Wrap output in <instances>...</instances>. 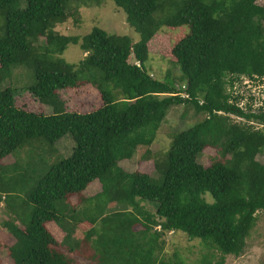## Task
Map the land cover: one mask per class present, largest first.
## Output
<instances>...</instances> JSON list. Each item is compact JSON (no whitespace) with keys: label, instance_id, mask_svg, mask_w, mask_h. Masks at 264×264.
Returning <instances> with one entry per match:
<instances>
[{"label":"trees","instance_id":"1","mask_svg":"<svg viewBox=\"0 0 264 264\" xmlns=\"http://www.w3.org/2000/svg\"><path fill=\"white\" fill-rule=\"evenodd\" d=\"M69 1L0 0V203L12 215L2 227L14 239L13 264H78L57 249L47 228L59 223L70 234L65 220L88 225L84 238L94 264H185L175 254L164 258L162 238L169 232L219 254L198 264L239 256L264 210V163L256 159L264 154V110H243L227 88L241 77L264 79V0H111L138 34L135 43L99 28L81 38L58 34L54 27L67 19ZM162 26L188 30L171 51L184 88L154 79L144 65ZM69 45L85 54L76 64L61 57ZM21 66L32 72L27 91L50 115L18 108L15 90L3 87ZM85 85L99 93L101 106L66 111L58 92ZM181 105L206 117L173 136L154 162L158 176L123 170L119 162L149 147L170 108ZM66 135L74 142L66 158L48 163L37 154L25 165L1 163L33 142L53 147ZM207 147L221 159L205 167L198 157ZM94 181L100 185L94 196L78 207L67 202ZM115 201L119 208L110 206Z\"/></svg>","mask_w":264,"mask_h":264},{"label":"rangeland","instance_id":"2","mask_svg":"<svg viewBox=\"0 0 264 264\" xmlns=\"http://www.w3.org/2000/svg\"><path fill=\"white\" fill-rule=\"evenodd\" d=\"M167 4L165 0L161 1ZM165 2V3H164ZM258 5L263 0H257ZM67 19L54 27V31L63 36L83 37L89 34L93 28H99L109 35L128 36L133 43L139 39L132 28L128 26L125 13L116 7L111 0H103L99 5L90 1L86 4L78 0H70L66 8ZM162 13L155 14L160 18ZM264 27V22L262 23ZM3 14L0 12V36H2ZM186 29H175L162 26L148 43V59L145 67L148 73L157 80L170 79L175 86L181 87L183 80L175 58L172 56V48L176 41L187 34ZM43 42V39L35 42V45ZM66 62L76 64L85 57L84 52L78 45H69L61 56ZM134 63V59H129ZM239 78L233 86L227 88L233 98L247 110H261V103L264 104V79L250 80ZM32 84V72L24 67L14 68L10 77L3 83V87H10L16 92L15 105L26 111L50 115L52 109L36 99L27 87ZM64 103L66 111L88 113L99 108L102 104L99 93L90 85L75 89H64L58 92ZM206 115L198 114L189 106H173L167 113L163 123L158 129L153 143L149 147L138 148L131 160L119 162V166L126 172H142L157 177L158 172L154 167L155 161H161L170 147L173 136L192 125L202 121ZM233 120L241 122L240 119L232 117ZM36 141V140H35ZM74 142L70 135L64 136L53 147L42 142H33L25 146L13 155L4 158L1 163L6 166L18 163L25 165L41 154L48 163L55 162L70 156ZM215 149L207 147L198 157V162L208 167L215 160H220ZM256 159L264 163V154H258ZM100 190V185L94 181L78 196L70 197L67 201L70 205L78 207L82 199L94 196ZM206 201L212 202L210 196H205ZM111 207L119 208L121 204L112 202ZM125 208V207H122ZM127 208V207H126ZM141 208L145 212H154L152 206L143 204ZM10 211L5 205L0 208V264H13L8 248L13 244V237L2 227V223L11 218ZM70 221V224L67 223ZM74 220H65L70 234H66L59 223L50 222L48 230L58 241V250L71 257L78 264H94L91 260L92 247L85 241L84 233L88 230L86 223L75 224ZM22 228V225L18 222ZM163 256L165 259L172 258L175 254L185 264H198L203 256L218 257L219 254L199 239L189 240L182 232H169L164 238ZM225 264H264V210L255 215L254 227L245 239V246L239 256H226Z\"/></svg>","mask_w":264,"mask_h":264},{"label":"built area","instance_id":"3","mask_svg":"<svg viewBox=\"0 0 264 264\" xmlns=\"http://www.w3.org/2000/svg\"><path fill=\"white\" fill-rule=\"evenodd\" d=\"M134 64L137 65V66H139L138 62H134ZM248 81H250V80H248ZM181 87L184 88V86H181ZM239 107H241L243 110H245V108H243L240 104H239ZM260 107H261V109L264 110V104L263 103H261ZM253 112H255V111H253ZM3 205H4L3 203H0V208L3 207Z\"/></svg>","mask_w":264,"mask_h":264},{"label":"crops","instance_id":"4","mask_svg":"<svg viewBox=\"0 0 264 264\" xmlns=\"http://www.w3.org/2000/svg\"><path fill=\"white\" fill-rule=\"evenodd\" d=\"M171 233H172V232H171ZM165 236H166V235H165ZM165 236H164V237H165ZM164 237H163V238H164Z\"/></svg>","mask_w":264,"mask_h":264}]
</instances>
